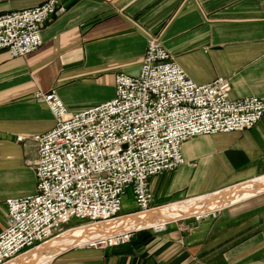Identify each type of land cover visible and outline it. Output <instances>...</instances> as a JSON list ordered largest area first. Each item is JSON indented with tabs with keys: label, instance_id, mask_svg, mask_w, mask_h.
I'll return each mask as SVG.
<instances>
[{
	"label": "crops",
	"instance_id": "obj_1",
	"mask_svg": "<svg viewBox=\"0 0 264 264\" xmlns=\"http://www.w3.org/2000/svg\"><path fill=\"white\" fill-rule=\"evenodd\" d=\"M46 1L0 0V16ZM59 1L66 12L47 24L38 51L18 58L0 51V207L36 192L33 139L57 122L35 95L55 90L70 114L113 100L116 75L139 74L150 35L195 83L224 78L232 100L264 97V0ZM181 151L184 164L151 178L149 212L264 182V117L249 130L191 138ZM261 192L139 229L123 244H71L49 264H264Z\"/></svg>",
	"mask_w": 264,
	"mask_h": 264
},
{
	"label": "built area",
	"instance_id": "obj_2",
	"mask_svg": "<svg viewBox=\"0 0 264 264\" xmlns=\"http://www.w3.org/2000/svg\"><path fill=\"white\" fill-rule=\"evenodd\" d=\"M65 12L59 0H48L37 8L0 16V51L12 58L38 51L44 43L42 31ZM230 92L224 78L195 83L153 35L139 74H117L115 97L105 104L70 114L55 90L38 92L36 100L48 105L57 123L33 139L38 153L36 192L6 200L0 264L17 260L68 230L120 217L128 189L138 212L152 210L150 180L184 164L185 142L249 130L264 117V97L232 100ZM74 219L86 222L67 230ZM131 234L83 245H119Z\"/></svg>",
	"mask_w": 264,
	"mask_h": 264
},
{
	"label": "bare ground",
	"instance_id": "obj_3",
	"mask_svg": "<svg viewBox=\"0 0 264 264\" xmlns=\"http://www.w3.org/2000/svg\"><path fill=\"white\" fill-rule=\"evenodd\" d=\"M261 191H264V182L260 184L244 185V187H240V189L235 192H228L224 197L218 194L216 197L196 199L152 212H140V214L128 216L119 220H116V217L112 220L101 221L96 225L93 224L94 226L89 227L90 229L79 228L68 232L8 264H31L46 262V260L48 262L51 257L59 253L62 249L69 247L71 244H76L77 246L93 243L98 240L113 238L117 235L132 231H140L143 228L145 229L181 218L207 213ZM28 259L32 260V262L26 263Z\"/></svg>",
	"mask_w": 264,
	"mask_h": 264
},
{
	"label": "rangeland",
	"instance_id": "obj_4",
	"mask_svg": "<svg viewBox=\"0 0 264 264\" xmlns=\"http://www.w3.org/2000/svg\"><path fill=\"white\" fill-rule=\"evenodd\" d=\"M247 183V182H246ZM244 184V183H243ZM222 192V191H221ZM261 193H263V192H261ZM260 194V193H259ZM257 195V194H256ZM132 196H133V193H132V189H130L129 190V195L127 196V197H125L124 198V210H123V212L119 215L120 217H117V219L116 220H119V219H122V217H125V216H129V215H134V214H137V211L135 210L136 209V206H134L135 205V201L133 200V198H132ZM255 196V195H254ZM252 197V196H251ZM244 200V199H243ZM129 202L130 203V205H132V207H130V206H128V207H125V203L126 202ZM236 203V202H235ZM231 204H233V203H230L229 205H231ZM228 206V205H227ZM135 210V211H134ZM217 210H220V209H217ZM217 210H215V211H217ZM131 211H134V212H132V213H134V214H129V215H126V213H129V212H131ZM149 212V211H148ZM214 212V211H213ZM6 213H7V206H6V201L2 204V206L0 207V217L2 218H4L5 217V215H6ZM138 213H140V212H138ZM195 217V216H194ZM190 218V217H189ZM116 220H114V221H116ZM181 220H185V218L184 219H181ZM179 221V220H178ZM86 222V220H78V219H74L69 225L70 226H68L67 227V230L68 229H70V227H72V226H77V225H81V224H84ZM96 225V224H95ZM91 226H94V225H90V226H86V227H91ZM82 227H84V226H82ZM90 229V228H89ZM149 229H151V230H155V229H153V228H149ZM69 231V230H68ZM71 231H73V230H71ZM71 231H69V232H71ZM67 232V231H66ZM66 232L65 233H63L62 235H64V234H66ZM68 233V232H67ZM61 235V236H62ZM60 237V236H59Z\"/></svg>",
	"mask_w": 264,
	"mask_h": 264
},
{
	"label": "water",
	"instance_id": "obj_5",
	"mask_svg": "<svg viewBox=\"0 0 264 264\" xmlns=\"http://www.w3.org/2000/svg\"><path fill=\"white\" fill-rule=\"evenodd\" d=\"M133 232H135V231H132V232H129V233H133ZM28 261H32V260L28 259L27 262H28Z\"/></svg>",
	"mask_w": 264,
	"mask_h": 264
},
{
	"label": "trees",
	"instance_id": "obj_6",
	"mask_svg": "<svg viewBox=\"0 0 264 264\" xmlns=\"http://www.w3.org/2000/svg\"><path fill=\"white\" fill-rule=\"evenodd\" d=\"M137 212H138V209H137Z\"/></svg>",
	"mask_w": 264,
	"mask_h": 264
}]
</instances>
